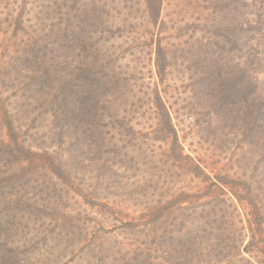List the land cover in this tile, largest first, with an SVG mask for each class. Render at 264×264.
<instances>
[{"label": "rangeland", "instance_id": "374dc122", "mask_svg": "<svg viewBox=\"0 0 264 264\" xmlns=\"http://www.w3.org/2000/svg\"><path fill=\"white\" fill-rule=\"evenodd\" d=\"M259 104L264 0H0V264L263 258Z\"/></svg>", "mask_w": 264, "mask_h": 264}, {"label": "trees", "instance_id": "16d2710c", "mask_svg": "<svg viewBox=\"0 0 264 264\" xmlns=\"http://www.w3.org/2000/svg\"><path fill=\"white\" fill-rule=\"evenodd\" d=\"M247 14V13H246ZM249 20H247L246 21V24H245V26L247 27L246 28V31L247 32H249V31H253L254 32V28L255 27H257V25H259V23L257 22H253L251 25H248L249 24V22H248ZM252 22V21H251ZM254 24V25H253ZM251 26H253V29H252V27ZM157 58L158 59H160V58H163V51H162V49L160 48V46L158 45L157 46ZM158 67V66H157ZM157 69H159V68H157ZM244 72V74H243V76H242V78H243V82L245 83V80L247 79V81H248V79H249V75L250 74H246V72L245 71H243ZM34 73V72H33ZM37 73V72H36ZM45 73V72H44ZM44 73H41V74H39L38 73V75L39 76H44ZM158 73H159V75L161 74V73H164V71L163 70H161L160 69V71H158ZM14 92V94L13 95H16V91H13ZM22 101H24V102H26V103H28L27 104V106H29V105H31L30 103L32 102V101H35L34 99H32L31 97H26V98H24V100H22ZM159 101V107H160V109H162L161 111H162V121H163V124H164V130H166L167 132L168 131H170L172 134H173V136H174V139H175V136H176V134H175V131H174V129H173V126H172V123H171V119H170V115H169V113H168V111L166 110V107H165V105H164V103H162L161 101H160V99L158 100ZM261 107V108H260ZM259 111L262 113V112H264V104H259ZM25 118H27V120L29 119L27 116L25 117ZM24 118V119H25ZM10 126L12 127V125L10 124ZM9 126V129L11 128ZM12 129V128H11ZM15 144H17L18 142L15 140V142H14ZM7 145L8 146V143H3L2 142V145ZM15 144H13V145H15ZM1 145V146H2ZM10 149H11V146H8ZM14 147H19L18 146V144L16 145V146H14ZM221 181V182H220ZM222 181H224V180H221V179H219V184H221L222 186L223 185H226V184H224V182H222ZM5 183V181H2V180H0V190L4 187L3 186V184ZM215 183H218V181L217 182H215ZM220 187V186H219ZM219 189V188H218ZM13 197H14V195L13 194H10V193H8V198H7V202H5L6 204H8V206H7V210L8 211H13L14 210V206H12L13 204L14 205H16L15 207L17 208L18 207V203H20V202H22L23 200H13ZM27 201H30V199L28 198V200L26 199V203H27ZM24 202V201H23ZM28 209H30V207L28 206ZM19 211V210H18ZM7 213V212H6ZM12 217H13V219L16 217V214H12ZM13 226H14V224H12ZM12 245V244H11ZM249 246H250V244H247L245 247H244V251H242L240 254L238 253V255L236 254V256L234 255H232L230 258H228V259H226V260H224V261H222V262H218V261H214V262H212L210 259H207L208 257H209V254L208 253H206V254H204L205 256H206V259L209 261V262H207V260L206 261H202V262H199V261H197V260H194V259H192V261L191 260H186V262H184V260L181 262L182 264H264V244L262 245V255H263V258H257V254L256 255H254L253 254V251H254V249H257L256 248V246H252V251H249ZM244 253V255H242ZM201 254V253H200ZM202 255V254H201ZM197 257H202V256H196V259H198ZM173 262H172V264H177L176 262H174V260H172Z\"/></svg>", "mask_w": 264, "mask_h": 264}]
</instances>
